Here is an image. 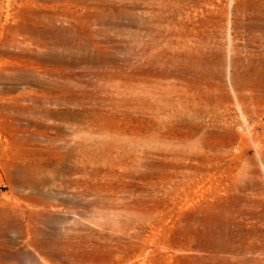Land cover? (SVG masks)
<instances>
[{"label": "rangeland", "instance_id": "obj_1", "mask_svg": "<svg viewBox=\"0 0 264 264\" xmlns=\"http://www.w3.org/2000/svg\"><path fill=\"white\" fill-rule=\"evenodd\" d=\"M0 264H264V0H0Z\"/></svg>", "mask_w": 264, "mask_h": 264}]
</instances>
